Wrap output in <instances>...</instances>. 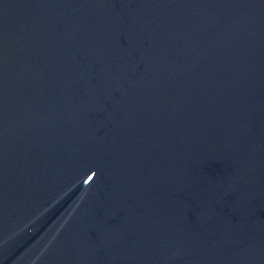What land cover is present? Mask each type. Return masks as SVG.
Masks as SVG:
<instances>
[{
	"label": "water",
	"instance_id": "obj_1",
	"mask_svg": "<svg viewBox=\"0 0 264 264\" xmlns=\"http://www.w3.org/2000/svg\"><path fill=\"white\" fill-rule=\"evenodd\" d=\"M0 264H264V0H0Z\"/></svg>",
	"mask_w": 264,
	"mask_h": 264
}]
</instances>
